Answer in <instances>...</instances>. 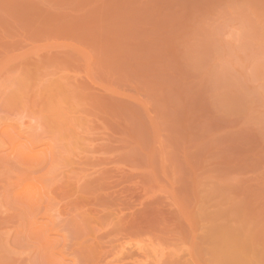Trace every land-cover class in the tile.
I'll return each mask as SVG.
<instances>
[{"label":"rangeland","instance_id":"374dc122","mask_svg":"<svg viewBox=\"0 0 264 264\" xmlns=\"http://www.w3.org/2000/svg\"><path fill=\"white\" fill-rule=\"evenodd\" d=\"M0 264H264V0H0Z\"/></svg>","mask_w":264,"mask_h":264}]
</instances>
